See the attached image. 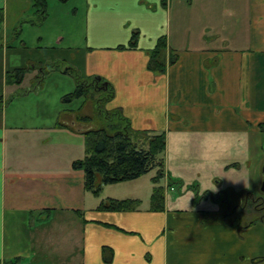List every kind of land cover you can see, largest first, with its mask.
<instances>
[{"label":"crops","instance_id":"1","mask_svg":"<svg viewBox=\"0 0 264 264\" xmlns=\"http://www.w3.org/2000/svg\"><path fill=\"white\" fill-rule=\"evenodd\" d=\"M81 5L83 13L79 6L73 15L83 19V43L65 42L59 27L53 41L39 34L36 47L51 52L44 53L49 57L57 52L55 61L60 50H69L75 62L70 68L112 86L106 110L121 109L135 130L164 132V174L154 184L153 169L144 192L136 182L152 170L103 186L107 194L95 197L84 188L83 172L71 168L77 159L60 158V136L81 129L56 127L69 125L60 122L57 103L52 110H31L26 103L3 109L0 264H264V220L228 221L226 214L231 202L251 208V200L255 204L262 196L264 0H165L164 5L162 0H82ZM0 12L4 68L15 40L29 50L21 38L24 24L43 28L49 14L37 21L31 0H0ZM134 30L137 47L116 49ZM96 34L100 37L93 39ZM160 36L176 60L156 74L147 62ZM49 57L25 62L48 68ZM32 65L23 68L36 71L39 81L42 75ZM52 72L39 89L11 92L8 101L40 95ZM7 111L14 117L8 125ZM155 187L164 189L162 210L150 209ZM109 198L140 204L135 210H97ZM104 248L111 251L108 262Z\"/></svg>","mask_w":264,"mask_h":264},{"label":"trees","instance_id":"2","mask_svg":"<svg viewBox=\"0 0 264 264\" xmlns=\"http://www.w3.org/2000/svg\"><path fill=\"white\" fill-rule=\"evenodd\" d=\"M62 2L68 0H61ZM33 14L37 21L42 22L47 18V0H31ZM163 5L165 0H162ZM2 14L0 12V23ZM139 33L132 31L130 39L126 45H119L116 49H135L137 47ZM176 55L169 53L166 37L160 36L155 46L149 52L147 69L156 74L164 73L166 66L173 64ZM39 70V68H37ZM41 79L35 84L32 90L39 89L43 84V78L47 71L42 67L40 70ZM27 70L23 67L16 68L5 73L4 82L19 85L22 83ZM73 78L75 88L72 92L65 94L62 98L63 103H71L82 99H92L91 91L93 82L92 77L83 78L76 71H64ZM100 79V78H97ZM101 86L96 92L99 94L97 101L94 102L96 115L90 116L80 113V109L75 111L76 120L82 124L93 123L95 128L81 130L85 137V154L82 159L72 161V170H80L84 174V188L93 196L98 197L103 186L131 181L140 178L153 169H157L155 176L151 179L152 183L157 184L164 174V163L162 154L166 147V135L164 132H151L147 130H135L131 127L127 118L123 116L121 109L106 110L104 105L113 97V88L109 83L100 79ZM97 105V106H95ZM1 107V106H0ZM56 127L75 132L72 127L63 123H56ZM262 197H257L256 202ZM151 210H162L164 205V189L155 187L151 198ZM140 201L125 199H105L97 210L99 211H126L135 210ZM251 206L253 202L251 200ZM249 208V207H248ZM80 214L79 211L75 212ZM257 221L261 218H257ZM110 249H103V259L110 261ZM14 263V262H12Z\"/></svg>","mask_w":264,"mask_h":264},{"label":"rangeland","instance_id":"3","mask_svg":"<svg viewBox=\"0 0 264 264\" xmlns=\"http://www.w3.org/2000/svg\"><path fill=\"white\" fill-rule=\"evenodd\" d=\"M82 0H68L65 2H62L61 0H47V13L49 14V20L44 24L43 28L41 27H31L28 24H24V32L22 35V39L25 40L26 45L29 47V50L26 51L22 49V47L19 44V40H15V46L17 47L13 51L9 52L6 58V64L3 68V58L0 55V106H2L0 112L7 108L8 111L19 109L20 105L25 104L24 106L26 108H30L31 110L35 109H54V105L57 103V105L60 107V122L65 119V122L69 124V127L72 128H80L82 131L87 128H95V124L93 123H86L82 124L78 122L75 118V111L80 109V113L87 114L90 116L96 115L95 113V107L94 102L97 101L99 97V94L96 92L98 89H100L101 81L100 79H96V81L93 82V90L90 94H92V99L90 100H76L71 103H63L62 98L65 94H68L72 92L75 88V82L73 78H71L68 74H65V70L68 68L69 70H73L69 66H72L71 63L74 65L75 62L71 61V58H73L72 52L69 50H60V59L55 61L53 58L56 55L57 52H54V55L45 56L46 54H51V52H40L37 49L36 44V37L39 34H43L44 36H48L49 39L53 41V38L55 34L57 33V29L60 27V31L62 30L61 36H65V42L68 40V42H73V44H77V42L83 43L85 38V32H83V19L81 20L80 17H74L73 11L74 8L81 6L79 8V11L81 14L83 13ZM27 18H31V16H27ZM41 28V29H40ZM85 31V30H84ZM11 33V32H9ZM79 33V34H78ZM94 38H99V35H91ZM12 40V38H10ZM13 42V40H12ZM74 46V45H73ZM50 51V50H47ZM67 57V60L64 59V57ZM36 57H49L47 61L49 63V67H43L46 71L54 70V72L50 73L48 75V80H46V84L44 86V91H41L40 95H33L30 96L27 100H14L12 102L8 101V99L12 96L10 95L11 92H15V94L23 93L27 90L33 89L35 87V84L38 82V73L35 71L36 75L32 73V70L30 71L29 68H25L27 70L26 75L22 81L21 84L15 85L11 83L10 85L5 84V73L4 70H14V68H21V67H31V63H26L25 61H28L30 58H36ZM47 60V59H46ZM69 60V61H68ZM5 63V62H4ZM37 64V63H35ZM52 65V66H51ZM56 65V66H55ZM33 69L34 66L39 68V70L42 68V65H32ZM60 73V74H59ZM37 76V77H36ZM51 79V80H50ZM5 86H7L5 88ZM10 86V88H9ZM43 86V85H42ZM41 86V87H42ZM60 97V98H59ZM8 101V102H7ZM6 102V103H5ZM23 106V107H24ZM97 106V105H95ZM64 109L66 111L62 112ZM6 113V124L8 125L10 119H14V117H11L9 112ZM64 114H66L64 116ZM67 125V124H66ZM85 137L83 134H69V132H64V136H60V158L65 160V158H75L79 159L82 158L85 154ZM154 175V171L152 170L148 176H145L138 180L136 183H140V186L138 189L141 191L144 188L147 187L148 183V177ZM163 184V182H161ZM124 184H120L119 186H113L111 189H114L115 187H122ZM111 186V185H109ZM105 188V187H104ZM179 189H186V187H178ZM108 189L106 191L102 190L101 195H105L108 192ZM174 193V192H171ZM99 196V197H100ZM260 200H258L255 204L248 208L247 202H241L239 205H237L235 202H231L230 205L226 209V214L230 219L228 221H232L233 219H238L241 222L247 221V219L250 216L251 219H257L261 218L264 220V195L261 196ZM243 198V197H241ZM221 199L227 200V197L222 196ZM242 200V199H241ZM217 207H219L217 205ZM225 214V215H226ZM250 219V218H249Z\"/></svg>","mask_w":264,"mask_h":264},{"label":"water","instance_id":"4","mask_svg":"<svg viewBox=\"0 0 264 264\" xmlns=\"http://www.w3.org/2000/svg\"><path fill=\"white\" fill-rule=\"evenodd\" d=\"M263 171H264V165H263ZM260 191L264 194V180L261 183Z\"/></svg>","mask_w":264,"mask_h":264},{"label":"flooded vegetation","instance_id":"5","mask_svg":"<svg viewBox=\"0 0 264 264\" xmlns=\"http://www.w3.org/2000/svg\"><path fill=\"white\" fill-rule=\"evenodd\" d=\"M262 193V192H261ZM262 195H264L263 193H262Z\"/></svg>","mask_w":264,"mask_h":264}]
</instances>
